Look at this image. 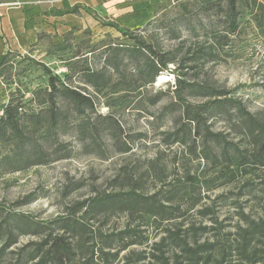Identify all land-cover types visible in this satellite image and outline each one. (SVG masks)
I'll return each mask as SVG.
<instances>
[{
    "label": "trees",
    "instance_id": "trees-1",
    "mask_svg": "<svg viewBox=\"0 0 264 264\" xmlns=\"http://www.w3.org/2000/svg\"><path fill=\"white\" fill-rule=\"evenodd\" d=\"M199 3L211 27V41L162 51L134 36L132 46H109L100 70L83 69V86L70 85V77L64 81L48 74L45 88L29 100L34 109L26 108L24 92L5 107L0 115V174L71 158L73 147L62 139L67 136L83 155L106 159L131 153L145 134L126 133L110 114L96 115L97 94L115 83L125 92L121 98L137 94L134 106L143 112L168 96L159 111L149 115L159 122L157 129L167 116L177 115L172 128L159 132V144L182 151L180 174L170 175L164 152H157L153 159L122 167L110 187H91L88 195L51 220L17 210L36 201L32 193L9 206L0 204V264H264V202L258 197L264 193V110L252 114L234 90L199 77L200 68L214 61L237 32L241 8L264 9L255 0ZM254 16L262 26L264 14ZM217 25L221 30L214 28ZM108 26L123 36L130 33L117 24ZM14 57L25 59L6 49L0 69ZM170 65L173 86L148 96L146 87ZM126 66L131 67L129 81ZM215 120L227 129L215 131ZM237 182L236 197L252 195L260 201L257 209L246 212L235 201L232 214L220 218L232 193L211 199L202 185L208 191L213 184L218 188ZM21 237L28 241L20 243Z\"/></svg>",
    "mask_w": 264,
    "mask_h": 264
},
{
    "label": "rangeland",
    "instance_id": "rangeland-1",
    "mask_svg": "<svg viewBox=\"0 0 264 264\" xmlns=\"http://www.w3.org/2000/svg\"><path fill=\"white\" fill-rule=\"evenodd\" d=\"M255 1L264 9V0ZM46 12L47 9L42 6L38 15L43 16ZM261 14H264V10L258 7H254L252 11V6H243L237 32L229 36L228 45L218 52V57L203 65L199 72L200 79L234 90L252 114L264 110V24L257 25L254 16L260 17ZM76 16L78 20L74 24L55 18H42L38 22L41 27L35 38L22 51L12 49L25 59L11 58L0 69V115L9 102L17 98L19 92L25 93L26 108L34 109V102L29 100L36 97L33 93L45 88L48 74L58 75L64 81L66 77H70V85L83 86V69L100 70L107 56V48L132 46L134 36L146 45L162 51L179 49L182 45L186 48L195 42L211 41V27L203 16L199 0H160L155 5L153 21L149 25L130 30L127 36L108 26L114 24L112 21L102 20L96 15H90L88 18L78 12ZM260 20L264 22L261 17ZM217 26L214 28L221 30V26ZM130 68L126 66L124 71L128 77L131 75ZM172 69L173 66L170 65L169 71L161 74L167 77L165 80L159 81L157 78L152 86L146 87L148 96H154L159 90L164 91L173 86L175 76L171 74ZM129 80L130 77L127 81ZM113 82H116L115 75ZM124 94L118 83L102 89L97 94L99 105L96 115L110 114L122 124L126 133L145 134V139L133 144L131 153L110 154L106 159H100L93 154L83 155L74 138L64 137L62 139L70 141L73 147L75 154L71 158L13 174H0V204L9 206L32 193L36 201L17 210L41 221L51 220L63 214L66 206L72 201L88 195L91 187L99 190L110 187L111 181L121 174L122 167L130 168L143 160L153 159L160 151L164 152L163 161L165 158L170 175L174 176L177 172L180 174L179 157L182 148L172 146L168 149L159 144L158 136L159 132L173 127L177 115L167 116L160 129L156 128L159 122L151 121L149 115L156 114L168 96L164 97L159 105L148 106L143 112L135 109L134 104L139 100L135 92L130 93L127 98H121ZM130 102L131 108L126 109L125 106ZM212 128L215 131L227 129L224 123L217 120L212 123ZM1 152L3 153V150ZM194 169L193 165L191 171ZM76 185L82 187L70 191ZM215 186L213 184L205 191L207 186L202 185V191L211 199L220 194L232 193L230 199L221 207L220 218L232 214L231 203L235 201L241 204L246 212L257 209L260 201L254 200L252 195L236 197L238 182L218 188H214ZM69 191L71 193L67 194ZM258 197L264 202V193L258 194ZM27 241V237L20 238L22 244Z\"/></svg>",
    "mask_w": 264,
    "mask_h": 264
},
{
    "label": "crops",
    "instance_id": "crops-1",
    "mask_svg": "<svg viewBox=\"0 0 264 264\" xmlns=\"http://www.w3.org/2000/svg\"><path fill=\"white\" fill-rule=\"evenodd\" d=\"M15 0H0L1 3ZM20 6L0 8V55L6 49L22 51L30 43L41 25L42 18L74 24L79 14L96 15L102 20L112 21L129 30L141 28L154 19L155 5L160 0H19ZM45 7V15H38L40 7Z\"/></svg>",
    "mask_w": 264,
    "mask_h": 264
},
{
    "label": "built area",
    "instance_id": "built-area-1",
    "mask_svg": "<svg viewBox=\"0 0 264 264\" xmlns=\"http://www.w3.org/2000/svg\"><path fill=\"white\" fill-rule=\"evenodd\" d=\"M109 1H113V0H105V2H109ZM21 4H22L21 1L15 0V1H12V2L1 3L0 4V8H12V7L20 6Z\"/></svg>",
    "mask_w": 264,
    "mask_h": 264
},
{
    "label": "bare ground",
    "instance_id": "bare-ground-1",
    "mask_svg": "<svg viewBox=\"0 0 264 264\" xmlns=\"http://www.w3.org/2000/svg\"><path fill=\"white\" fill-rule=\"evenodd\" d=\"M167 77L165 75H160L158 77L159 81L165 80ZM157 81V80H156Z\"/></svg>",
    "mask_w": 264,
    "mask_h": 264
}]
</instances>
